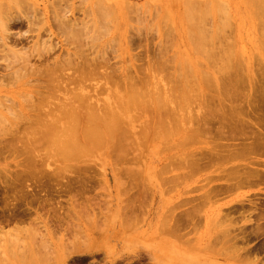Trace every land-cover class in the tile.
Returning a JSON list of instances; mask_svg holds the SVG:
<instances>
[{
  "label": "rangeland",
  "instance_id": "rangeland-1",
  "mask_svg": "<svg viewBox=\"0 0 264 264\" xmlns=\"http://www.w3.org/2000/svg\"><path fill=\"white\" fill-rule=\"evenodd\" d=\"M18 1L19 3L17 4H19L18 7H20V11L18 10L19 9L18 7L17 9H15V6L17 5L16 4V5H12L13 6L12 8H14L12 9V13L15 15L16 12L18 11L19 15L21 17L23 16L22 19L27 18L28 14H30L29 18L30 16L31 18H33L32 16L33 14H35L33 10L36 11L37 9L39 10L40 8L39 11L37 10L39 14H37L38 12H36L35 14L36 16L37 15L38 16L36 17L37 19L35 21L33 20L35 25V26L33 25V28L24 25L22 27L12 28L9 31V33L11 32V34L17 33L16 35L18 36H20L21 34L23 35L24 32L26 33L28 31L25 37L27 38V40L24 43L23 49L21 47H18L19 49L21 48L20 50L22 51L24 49L29 50L31 48L32 50L33 48H35V46L39 44L40 40H38L37 36L39 35L38 33H40V37H39V39H41L40 43H42V40L47 41V39L48 40L50 39L52 45L55 46L54 49L51 51L52 52L51 57H55L61 60L66 55H72V54L76 55V53L81 54V52H84L85 54H91L92 56L94 54L95 57L100 55L101 57H104V59L105 58L107 59V61L105 60V62L107 63L106 68L108 69L106 68L105 69L108 71L109 69H111L110 73H112V70H114L113 74L117 73V75H119V73H121V71L123 70L125 71L131 70V72L133 71L135 72L133 73V75L135 74L136 79L141 76L143 77L142 70L143 72L146 71L145 73L150 71L151 72L155 71L156 68L153 69L152 67L156 65V63L159 62V60L162 58L160 62H162L163 60H170L168 64L162 63L163 65L165 64V68L163 67V69L168 70V71L166 70L164 71L166 73L169 72L166 75L171 76V74L174 71L175 74L177 71L182 73L189 71L188 73H191L190 70H193L196 76L199 73H203V71L212 74L213 72H215L214 70L217 71L219 65L221 68V64L223 65L225 64L226 66L230 67L232 73L233 71L238 70V72L241 73L242 71V74H244L245 70L248 69L249 70V71L247 70L248 73L246 72L247 74L246 73L245 74L250 75L252 73V75L254 76L252 79L250 89L253 88L254 90L256 88L257 89L264 88V7L260 9L259 6L257 5L258 3L253 4L254 2L256 3L257 0L256 1L251 0L253 1V3L249 0L248 1L247 0L244 1L216 0L219 1V4L217 3V5L219 6L218 8H216L215 0H214L215 4H213L212 0H209L210 3L207 1L206 5L208 6H206V8L212 7L214 5L212 7L214 9L211 8L210 10L209 8L208 12L207 10L204 9L205 7L204 3L206 2L205 0L204 2L202 0L195 1V3H199L198 5H201L200 7L204 6L203 9L207 13L206 17L203 14L200 15L199 12L196 11L190 12L186 10L189 6H191L192 9L194 8L195 10L197 9L199 10L198 6L196 9L197 4L192 3L194 2V0L193 1L180 0L179 3H178L179 0H174V2H172L173 0H157V1L156 0H111L117 2L128 1V3L130 4L137 3V6L135 5V9L137 11L138 9L141 10L142 8L141 12H139L138 14H136V11L134 9L131 10V12L133 11V13L128 11V13L129 12L131 13V14L129 13V15L131 16H129L126 13V11L123 13H119L120 11H118L114 7L112 8L113 10L109 8L110 10L113 11V13L111 11V14H109L110 10L108 9L109 11L107 16L108 15L111 16L116 12L115 16L113 15V17H116L115 19L113 18L109 19L108 18L109 16L107 17L105 13H104L105 16H103L102 15L103 13L101 14L99 11H101L100 9H102L103 8L102 6L104 5L102 6L99 5V7H97L96 5L95 7H97L98 9L101 6V8L97 11L96 8L94 9L93 6L94 3L90 0H87L88 4L87 1L85 0L84 1L86 3L83 0H28V1L18 0ZM23 1L27 3L25 4ZM258 1H260L261 5L264 6V1L263 2L261 0ZM187 2L188 3L191 2L192 5L189 4L188 7L187 6L185 7ZM200 2H203L202 4L204 5L202 6ZM249 2L252 3L253 5L252 4L249 5L250 4ZM22 3H24L25 5H23ZM209 4H211V6ZM64 7H66V9ZM62 9L63 10L65 9L66 11L70 9L71 13L68 10V18L70 17L71 20L73 18L74 24L75 23L79 24V26L76 25L77 27L76 26L75 27L81 28V30L79 29L81 32H79V30L78 32L82 33V35L77 34L78 32L75 31V27H74L73 43L70 42L72 41L71 39L72 37L70 38L69 41V38H67L69 36L64 35L65 33L63 34L61 29L59 30L56 26V23H59V19H60V18L57 19V16L60 15L57 13L60 12L63 13V15L67 13L64 12L65 10L61 11ZM105 9L107 10V8ZM54 12L56 13L54 14ZM101 12H103V10ZM26 13L28 14L26 15ZM127 15L129 16L128 18ZM135 15H137V17ZM61 16L62 15L58 17ZM55 18L57 21L55 20ZM43 24L47 26L44 27ZM216 26L219 27L217 28ZM48 27H50V30L47 29ZM216 28L219 31L217 32V34L215 32L217 31L215 30ZM220 30L222 31L221 35H220ZM133 35H138V36H133ZM217 35H219V39H218L219 41L218 42L215 41V42L218 43V46H221L220 47L221 50L220 52H218L219 56L218 54L216 55L218 57L213 56L215 51H211L210 45L208 44L210 40L212 42V39L215 36H216L215 38H217L218 37ZM131 37L133 42L135 41V39L138 40L140 37L141 40L139 39V42L136 41L139 45H136L137 43L133 44L132 40L130 41ZM204 38L206 40H204ZM215 38L213 39V43H210L213 44V47L216 45L214 44L215 43L214 40H217ZM37 41L38 44H35L37 43ZM207 44L209 45V48ZM39 47L43 49V46L41 47L38 45V48L36 46L37 48L36 51L40 53ZM216 47L217 46H215V48ZM2 48L3 47H0L1 50L0 52H2L3 49L6 50L5 47L3 49ZM79 50L82 51L79 52ZM36 51H34L33 53L31 52L32 57L30 59L31 63L35 65L40 64L39 59L38 58L35 59L33 57V55L38 53ZM210 53L212 54L211 55L212 59L209 58ZM220 53L222 54V56H220L221 55ZM1 54H0L1 84L5 83L6 85L7 83L8 84H11L13 82L14 83L17 82V83L15 84V86L11 84L13 85V87L10 85L9 86L6 85L4 87V84H2L3 86L0 85V98L6 96L13 100L14 99L20 100V98L23 96H21V94L19 95V91L20 93L22 92V94L24 93L26 94L27 90H26V86H22V84L25 85L24 84L25 82L22 80L23 81L22 84L18 85V83L21 82V79L20 78L19 80L18 78L15 79V76H13L15 71L19 69L18 68L19 65L17 63H16L17 65L15 63H12V65L14 66L10 68L9 64H11V62L8 58L9 55L8 56L6 55V57H4L3 55H5L6 53H3L2 55ZM213 57L216 58L213 59ZM5 58L7 59L5 60ZM11 61L13 62L12 59ZM8 62H10L8 64L9 68H7L8 66L6 65ZM158 64L160 65V66L158 65V67H161V64L160 63ZM5 66H7L6 67L7 69L5 68ZM226 66H225L226 70H224L223 68V71H225V73L229 71V69H227ZM137 69L138 71L139 69H141L140 71L142 74L139 73L140 71L139 72L136 71ZM169 70L172 71V73ZM131 72L129 73L132 75ZM193 72L192 74H194ZM161 73L158 72V74H156V76H158L160 80H162L163 77L164 78L166 77V75L164 76V74L162 76ZM148 74L149 76L154 75L155 77V74H153V72L151 74L150 73ZM148 74H144V76L148 78ZM179 74L180 73H178V75ZM136 75H140V76L137 77ZM178 75L173 74L172 76L175 78ZM4 76H6L7 79H4L3 81ZM115 77L117 78L116 75ZM145 77H143V79ZM160 77H162V79ZM149 78L151 79L153 77H149ZM13 80H15L16 82ZM145 80L146 79H144V81ZM139 81L141 80L138 79L137 83ZM144 81L142 80L141 82H143L144 84H149V82L151 81L152 84L153 82L154 84L160 83L159 81L155 82L153 80L148 81V83H145L147 82V80L145 82ZM165 81L168 82L169 80H165ZM165 81L161 82V84L163 85L164 83L165 85L166 84ZM170 81L169 83H167V86L168 84H171ZM94 84L96 85V82L93 83L92 85ZM161 84H157V85L163 87ZM92 85L90 86L93 88L94 86ZM144 86L146 87L148 85H144ZM150 87H151V83H150ZM150 87L148 86L147 88L150 89ZM157 87L158 86L156 85H155L156 89L153 87L155 89V91H153L154 96L155 94H157L156 91L158 92ZM158 88L159 90L162 89L160 87ZM208 89L209 90L206 92L207 94L205 97V104L203 106V110L201 114L202 115L204 114L205 116H209V118L215 120L216 116L219 114L218 112L219 101H217L216 103V98L214 97L215 95L213 91L214 82L209 83ZM147 90L144 89L143 92L144 91L146 92ZM15 92L18 93L20 98ZM104 92L105 91L103 90L99 91L100 94H103ZM113 92H114V94H112L113 96L110 95V93L112 92H109L108 90L106 93L107 95H105V93L103 95H105L106 99L107 97L112 96L116 100L117 96L119 95L117 94L119 93L118 89H114ZM246 92H247V88H245L244 90L242 89L241 93L238 94L239 97L240 98L244 97V94ZM91 93H93V91H91ZM148 93H150V91H148ZM148 93L146 92L145 93L146 95L144 93L143 94L144 96H148L147 95ZM103 95H101V97ZM62 96H64V93ZM99 96L97 98H100ZM149 96L146 97L145 99L147 100ZM106 99H103L102 97L103 102H105ZM145 99L143 100L145 101ZM4 100L5 103L9 104V102H7L8 99L7 100L4 99ZM102 100L100 101L101 104L103 103ZM113 100L111 102H115V100L114 101ZM148 100H152V99H148ZM148 100L146 101V104ZM13 103H15V101ZM148 104L152 105L150 107H152L153 109L156 107L154 106L155 105L154 101H152V104H150L149 101ZM162 112L163 111H161V113ZM139 116L140 119L139 121H137V124L135 125L136 128L135 131H136V136L140 137L139 129L144 121L147 120L148 122V118L150 117L148 114H143L142 116L141 115ZM11 117L12 116H10V120H9L10 122L8 123L3 122L4 124H6V126L5 125L3 126L0 125V126L6 129L7 124L11 125V122H13L14 119L13 117H12L13 119ZM143 125L145 126V123ZM2 127L0 128L1 130ZM33 128H35L34 125L32 129ZM46 128L49 127L46 126ZM3 130L0 132L1 136L3 135L2 134ZM43 130L45 131L46 129L43 128ZM143 130L142 132H144ZM152 131L153 130L149 131L151 132L149 134L150 139H152L150 136L153 133ZM34 133H38V131H35ZM6 134H8V132ZM47 134L49 133H46V135ZM145 134L147 135L148 133H144V135ZM34 135L37 136V134ZM170 135L169 137L168 135H166L165 137L170 138L171 137ZM174 136L171 137L170 139L167 138L168 142L169 140L173 141V142L170 141L171 144L169 143L170 144L169 146L166 145L168 144V142L167 140H165V138L162 139L164 140V142L161 140L163 144L158 147H162L163 149L158 148V150H156L158 144L157 142L159 140H156V144L154 143L155 141L154 142L151 141V143L154 144L150 143L152 146L148 148L150 144L149 145L147 144L150 142V140L147 137H146L147 144L145 145V147L147 146L146 148L144 147L141 148L140 147L141 145L140 146L138 145L139 146V150H138V148H135L133 145V148L137 150L136 153L138 154V151H140L141 153V155L138 154L140 155L139 159L143 155L142 158L139 160L140 162L139 161L137 162L139 164H134L132 162L128 164L127 162L116 161L114 160L115 159L113 157L114 155L112 156L108 155L109 157L106 156L108 158L107 159L105 158V155H103L102 153H101L102 156H100V152H101L100 150L98 151L99 152L98 157L100 156L101 158L99 157L98 159L97 155H95L94 161H90V163L88 164L89 166H87V169L83 170L85 166H83V168L81 166L82 170H78L79 169L78 167L74 168L72 165L69 166L70 169H67L68 166L67 167L64 166V164L66 163L60 162L57 158L56 159L58 161L54 159L55 157H53V159L50 158L51 160H49L48 158L52 156L51 154H50L51 156L47 155L48 157L46 156V154L41 155L43 157L44 156L47 157L45 159L43 158L45 161L48 159L47 160L48 163L46 162L48 165L47 164L45 165V162H43L44 165L42 164L43 166H46L45 167L46 170L52 171L55 168L58 169L59 166H62L61 164H63V167H65L67 170L61 171L62 167L59 168L61 174L60 175L58 174L60 177L58 180H60V182H56L55 180L49 181L47 179H44V176H42L43 180H40V182L44 181L43 183L46 184V186H44L43 188L44 191L39 192L41 188L39 189V191H36L38 190L37 187L40 184V182H38L37 180L34 181L33 179H31V181L26 182L30 186L29 185H25V186H29V190H32V188H34L35 185L37 186V187L35 186L34 188L36 189L34 190L35 191L34 194H37V192L38 194L41 193L40 195L35 196V199L37 200H41V201L42 199L51 200L52 198H53L52 200H54V198H56L54 201L57 203L59 202L60 205L53 204V206L54 208L56 207L59 211L58 217L60 219L58 218V220L64 218L62 220V223L60 222L61 223L60 227L63 224L62 226L63 230L59 227L60 230H56L54 234L53 231H51L52 229H49L51 235L48 236V231L46 230V228L43 229L44 228L43 226H42L43 228H40L41 226L40 225L38 232L36 230L33 234V228L35 227L34 229H37L36 228L37 225H35L34 227L31 226L33 223L31 224L32 221L30 222V220H28L22 224L23 226L21 225L19 229L16 228L17 230L14 231L15 229L12 228V226L14 227V225H9L10 223L6 224L5 222V219L8 217L6 214H8V212L10 211L7 210L6 212V210H4L6 208L4 205L8 201L10 202V200H11L10 203L12 205L13 204L17 205L18 204L17 202H19L17 200L15 201L17 197V192L15 190H12L13 189L12 187L11 190L13 191V193L16 192V195L11 193L10 188L8 192L7 189H5V185L0 184V189L4 191V192H0V212L1 209H3L1 214L5 213L3 214L2 217L5 218L4 220L0 217V221L5 222L2 228L3 230L0 231V252L3 251L5 248H10L7 247L9 246V244L12 246V244L16 245V243L18 247L19 245L21 246L24 245L23 247L20 246L22 249L26 246L24 243L31 244L30 240L33 239L36 240V242H34L36 244L34 243L33 244L37 246V242L41 244L40 243L41 239L43 238L47 239L49 237L50 238L47 239L49 241L46 240L47 243L45 244L52 243L57 245L59 243L58 241L60 237H62L64 234H67L65 232V230L67 229L66 228L67 223L65 222L68 220L67 222L72 224L74 233L75 231L77 232V234L84 233V236L83 234L81 236H83L84 238L85 236L87 238L89 237L88 243L90 244L93 243L92 241H94L93 244L94 250L90 253H85V254L78 253L79 255L78 254H71L72 256L67 255V257H64V259L61 260V264H264V259L262 258L264 257L263 256L264 251L262 252L263 254L262 253L260 254L262 257L259 254L257 256V255H245L244 253L241 256L236 255L235 258L228 256H221L218 253V250L221 246L218 247L217 245L210 243L211 232H209L214 230L215 233L216 230L218 231L222 230L223 222L226 223V219L228 218L225 217L227 211L229 210L230 207L232 208L238 205L239 200L240 202L245 201L244 204L247 206H252V209L247 213L248 214L247 216L255 215L257 213L256 210L257 211L261 209L264 210V189L257 187L251 189L248 187L249 189L243 188L233 191L229 194L226 193L223 195L221 194L219 196H211L209 193H210V188L213 185L212 184L213 182L210 183V181L206 179V177L209 176L208 174H206L207 171L202 172L201 174H199L198 172V174L196 173L189 175L188 173H185V171L183 172L184 169H181L178 166L177 167L174 165L171 166V164L166 165L168 163L166 160L168 158L166 157H171L174 154L176 155V153L179 154L180 151V147L179 150H177L178 147L176 146L175 148L174 146H172V144H176L175 142H177L178 144L181 138H179V136H175L176 137L175 138ZM124 138H122V140L126 139ZM137 138L138 137H136L135 139L139 141L143 139V138L142 139H137ZM176 139L178 141H176ZM1 140H6V139L4 137ZM161 141H159V143ZM139 143L142 144V141L138 142V144ZM83 144L88 145L85 143ZM37 146H40V144ZM46 147H44V149H46V152L51 151L49 147L47 148ZM208 147L209 145L207 146V148ZM198 148L204 149L206 148V146L202 144H195L193 150H197ZM37 149H41V148L37 147ZM42 149L41 152H43L44 150ZM159 149H161L160 152L162 151L160 154H158ZM163 150L165 151L163 152ZM11 151L13 152V149ZM5 154L3 153V155ZM15 154L12 155L14 156ZM20 154L22 155L23 152ZM25 154L23 155L22 158L23 160L21 159L22 162L25 161L24 160ZM3 155L2 156L0 155L2 157V159L0 158V170H3L4 168H5L4 170L9 169L10 172L7 174L8 178H12V179L14 177L19 178L17 175L22 173L24 169L23 167L27 163V161L23 162V164L25 163L24 165L22 164L23 167L21 165V162H19L20 166L18 165V163L17 166H15L16 164L15 162H17V160L18 161L20 160L19 158H21V155L18 154L19 156L17 155L16 159H13V157H11L10 151L8 152V155H10L8 157L10 158L6 157L7 154L4 157ZM5 157L7 158V160L5 159ZM26 157L28 156L26 155ZM114 163H116V166ZM69 164L79 166L82 163L74 162ZM161 165L164 166L163 169L161 168ZM57 169L55 173L59 172V171L57 172ZM13 170L14 171L18 170V171L17 172L15 171L16 173L13 174L14 172ZM50 171H47V173L48 172L50 173ZM128 171L137 173V175L135 174L136 176L133 177V174L130 173L131 174L130 175L131 178H130L126 176L128 174L127 173ZM5 172H8V170H6ZM183 173L187 175H184ZM45 177L47 178V176ZM81 178H84L83 181H81ZM67 183H71L73 185L72 189L69 190L66 189ZM63 185L65 187H63ZM84 186L86 187V189L84 188V190H82ZM19 187L21 189V186H17V188ZM24 188L22 189L24 190ZM56 188L58 189L57 191ZM20 189H16V190L19 191ZM22 189L20 190L21 192H18V194L24 196L22 195L24 194L22 193L23 191ZM29 192L30 191H28V194L24 196L25 197L24 199L21 196H20L21 198L19 197L20 199H23L21 201L22 205L19 204V206L20 205L23 206L24 203L23 201L27 200L26 198L29 199V194L31 193ZM3 193H5V195L6 193H9L6 195L8 196V198ZM34 194L32 195L31 193L30 198L34 196ZM14 195L15 197H13ZM72 197L76 199L74 202L71 200ZM5 198H7L6 202H4ZM30 200H34V199L31 198ZM35 201L36 200H34V202ZM249 201L252 202L250 203ZM11 204L9 205L10 207H12ZM25 205L26 203L24 204V206ZM24 206L21 207L20 209L24 208ZM38 206L39 205L37 201L32 206L31 205L29 206L31 207L32 210V217L35 216L36 214H39L43 217H53L54 215L53 210H50L52 209L51 204H47L44 208H40ZM193 206H198V207L194 208L195 210L194 211L195 213L193 215L194 218L190 226L185 227L181 231L171 232L172 231L171 229L177 225V224L175 225L176 221L180 220L181 217H183V214H186L183 212L185 211L187 212L188 210L190 211V209H193L192 208ZM128 207L130 208V211H127L129 209ZM237 215L239 214H236V216ZM165 217H167L166 218V220L168 219L167 221L165 220ZM53 218L54 220H56L55 217ZM96 221L97 223H95ZM1 223L3 224V222H0V226L2 225ZM29 224H31L30 227ZM226 224H224V226ZM244 224L245 223L240 222L239 225L242 226ZM28 227L30 228V230H32V232L31 231L28 232ZM31 227L33 228L31 229ZM30 232L33 234V236L28 237L30 235ZM5 233L7 234L5 235ZM67 236L65 235V239L67 238ZM81 236H79L80 239L78 238V242L80 241L82 242V240H84L83 237L81 240ZM31 237L33 238L30 239ZM27 238H29L28 240L30 242L29 241L27 242ZM69 238L70 236H68V239ZM92 238L93 240H91ZM68 239H66L67 243L70 241V240L68 241ZM260 240L261 239L257 241L253 240L254 242L252 241L253 243L252 242L248 243L247 246L251 244L250 245L251 247L252 246L255 247V245L257 246L259 244ZM17 245L15 247L13 246V248H15L16 250H13V248L10 249H12L13 252L19 250L20 248H17ZM42 246H43V242H42ZM40 249H42V247ZM4 251L1 252L0 254L1 256L3 255V253L6 252H7L6 254H8V251L6 252ZM9 252L11 253L10 250ZM58 253L59 255H61L62 252H58ZM58 253H56V257L58 256ZM62 255H65L64 252ZM49 257L54 258L55 255L53 256L50 254Z\"/></svg>",
  "mask_w": 264,
  "mask_h": 264
},
{
  "label": "bare ground",
  "instance_id": "bare-ground-1",
  "mask_svg": "<svg viewBox=\"0 0 264 264\" xmlns=\"http://www.w3.org/2000/svg\"><path fill=\"white\" fill-rule=\"evenodd\" d=\"M25 1H28V0H25ZM25 1L23 2L25 3ZM90 1L94 3L93 5L94 9L96 8L97 11L101 8L102 5H104L102 6L103 8L100 9L101 11L103 10V12L99 11L101 14L103 13L102 14L103 16H105L104 13L107 16L108 11L110 10L109 8L112 9L113 7L117 9L118 11H120L119 13H123L126 11L128 15L132 9L136 11V14H138L142 10V8L140 7L141 10L138 9L137 11L135 9V5L137 6V3L131 2L134 4V7H133V4L128 3V1L127 2L126 1L117 2V1H111V0H90ZM195 1H200V0H194V2H192L194 4H197L196 9L198 6L199 10L198 9L195 10L194 8L192 9L191 6H189L190 7L189 8L188 5L189 4L192 5L191 2L190 3L187 2L188 4L186 3L185 7L186 6L188 7L186 10L190 12H195V11L199 12L200 15L203 14L205 17L207 16V13L206 11H204V9L207 10L208 12L209 8L211 10V8L214 6L213 5L212 7H207L208 8L207 9L206 6L208 5H206V3L207 1L210 3V1L205 0L206 2L204 3L205 4L204 5L202 4L204 0H202L203 2H200V4H202V6L203 5L205 6V7L203 6L204 7L203 9V7H200L201 5H198L199 3H195ZM212 1H213V4H215L214 2L216 0L215 1L212 0ZM261 1L263 2L264 0H261ZM172 2H174V0ZM179 2L180 0L178 1V3ZM251 2L253 3V1ZM17 3H19L18 0H0V20H1L0 21L1 22L0 23V45L3 44L0 47H3V48L5 47L6 49L4 50L2 48L3 49L2 52L6 53L5 55H3L4 57H6V55L7 56L9 55L8 58L11 64H9L10 62H8L6 64L7 66L9 64L10 68L13 67L14 65H12V63H15V64L17 63L19 65L18 67L19 69H17L18 71L16 70L13 76H15V79L17 78L18 80L19 78L21 79V82L19 81L20 83H18V85L22 84L23 81L25 82L24 83L25 85L22 84V86H26L27 91H26V94L24 93L25 96L24 94H22V92L20 93L19 91V95L21 94V96H23L24 99L23 97L20 98L18 93L15 92L17 93L21 101L15 100V99L13 100L6 96L0 98V102L1 101L4 102V103L2 102L0 103V121H1L0 125L6 126V124L4 123L10 122L9 121L10 116L14 118L13 119L11 117L13 119V122H11V125L7 124L6 129L0 126V128L2 127V130L5 129L2 132L3 135H5L8 132V134H6L5 136L2 135L3 137L0 135L1 139H3L4 137L6 139V140L0 139V155L2 156L3 153L4 154L6 153L7 154V155L5 154L6 157L11 155L13 159H16L17 155L18 154L21 155L20 153L23 152V154L21 155V158L19 159L21 160L23 158V155L26 153L24 156L25 161L23 162L27 161V163L26 164L24 163L25 164L24 165L22 162L23 159L21 161L17 160V162H15L16 163L15 166H17V163L19 165L20 164L19 162H21V165L22 164L24 165V167L22 165V167L24 168L23 171L19 170V171H22V173H20L19 175L16 174L19 178H15V177L13 179L8 178L7 174L10 172L9 169H6L8 170V172H5L6 171L4 170L5 168L3 170H0V184H4L5 189H7V191L9 190V188L11 190V187H12L13 188L12 190H15L17 192V197L19 198L21 195L18 194V192H21L20 190L25 187L24 190L22 189L23 190L22 193H24L22 195L26 196L28 194V191H30L33 195L35 192L34 190H36L34 189L36 185L34 186V188H32V190H29L30 185L26 182L31 181V179H33L34 181L37 180L38 182H40V180H43L42 176H44V179H47L49 181L55 180L56 182H60V180L58 179L60 178L59 175L61 174L60 173L61 171H66L67 169H70L69 168L70 165H72L74 168L78 167L79 168L78 170H82L83 166H85L83 168V170H85L87 169V166H89L88 164L90 163V161H94L95 155H97V158L99 159V157L102 156L101 153L105 155V158H107L106 156L108 155L109 156L114 155L113 157L115 158L114 160L116 161L127 162L128 164H130V162L134 164H139L137 162L142 158L143 155L139 159V156L141 155V153L140 151H138V154H140L138 155L136 153L137 150L135 148H138L139 150L140 145H141L140 146L141 148L142 147L146 148L147 146L145 147V145L147 144V138L150 140V142L147 144L149 145L151 141L153 142L155 141L154 143L156 144V140L161 141L163 138H165V140H167L168 142V139H170L174 135L179 136L181 140L180 142H178V144L177 142H175L176 144H172V146H174L175 148L177 146L178 147L177 150H179V147H180V151H179V154L176 153V155L174 154L171 157H166L168 158L166 159L168 162L166 165L171 164V166L172 165L176 167L178 166L181 169H184L183 172L185 171V173H188L189 175L196 174V173L198 174V172L199 174H201L202 172L207 171L206 174H208L209 176H207L206 179L209 180L210 183L213 182L212 183L213 185L211 186L210 193H209L211 196H219L221 194L223 195L226 193L229 194L233 191L243 189V188H248V187L251 189L254 187L264 189V90H263L264 88H261L262 87L261 86L260 87L261 89H257V88L254 90L253 88L250 89L252 79L254 76L252 75V73L250 75H246L249 71L248 69H246L245 72L243 71L244 74H242V71L241 73L238 72V70H235L232 73V70H230L229 66H226L225 64L224 65L221 64L222 69L220 68V65H219L218 67L221 70L218 68L217 71L214 70L215 72H213L212 74L206 73L205 71H203V73H199L196 76L193 70H190L191 73H188L189 71H187L185 73H188V74H185L182 72H178L175 69L180 74L178 75L177 72L175 74L174 73L175 71L172 73V71L169 70L172 73L170 76V75H166L169 72L166 73L164 71L166 70V69H163V67L165 68V64L164 65L162 64V63L168 64L170 60H163L164 62L163 61L160 62V60L162 59L161 58L159 62L156 63L157 66L154 65L156 67L154 66L152 67L153 69L156 68L155 71H152L153 74H155V77L154 75L149 76L148 73L151 74L152 73L151 71L145 73L146 71L143 72L142 70V73H143L142 74L140 71L141 69H139L140 72L138 71V69L136 70L139 73H141L143 77H145L144 74H148V78L147 77L144 78L147 80V82H145L146 80L144 81L142 76H141L142 79L141 77L136 79L135 74L133 75V73L135 72L134 71L131 72V70L130 71L126 70L127 72L123 70L121 71V73H119V75H117V73L113 74L114 70H112V73H110L111 69H109V71L106 70L108 69L106 68L107 63L105 62V60L107 61V59L106 58L104 59V57H101L100 55L95 57L94 54L92 56L91 54H85L84 52H81V54L76 53V55L75 54L66 55L61 60L55 57H51V53H52L51 51L54 49L55 46L52 45V42L50 41V39L49 40L47 39V41L42 40V43H40L41 41V39H39L40 33H38L39 35L37 36L38 40H40L39 44H38V41L37 43H35L41 47L43 46V49L39 47L40 53L36 51L38 48V45H36L37 48L34 45L36 49L35 48L33 49L35 50L33 49L31 50L30 48L29 50L24 49L22 51L20 49L21 48L23 49L24 47V43L27 40V38L25 37L28 31L26 33L24 32L25 34L23 33V35L21 34L20 36L16 35L17 33L11 34V32L9 33V31L12 28L22 27L24 25H27L33 28L34 21L37 19L36 17L38 16V15L36 16L35 14L36 12L40 10V8L39 10L37 9L38 11L33 10V12H35V14H33L32 16L33 18H31V16L29 18L30 14L26 13V15L28 14L27 15L28 17L25 16L27 18L22 19L23 16L21 17L18 11L16 12L15 15L12 13V9H14L12 8L13 7L12 5H16ZM24 3L22 4L25 5L27 2L25 4ZM217 3L219 4V1H216V4H215L216 8L219 7ZM252 3H250L249 5H251ZM87 4H88V1H87ZM253 4H257L260 9L264 7L263 5H261V2L258 0L256 3L254 2ZM18 5L19 4L15 6V9H17ZM96 5L97 7H99V5L101 6L98 9L97 7H95ZM209 5L211 6V4ZM18 8H19L18 10L20 11V7ZM64 8L66 9V7ZM105 8H107V10ZM64 10L62 9L61 11H64ZM68 10L70 12V9ZM68 10L64 11V12H67L65 15H63V13H60V12L57 13L62 16L58 17L60 15L58 16L56 15L57 19L60 18L59 23H56V26L59 30L61 29L63 34L65 33L64 35L69 36L67 37L69 38V41H70V38L72 37L71 38L72 41L70 42L73 43L74 42L73 40L74 27L76 25L79 26V24L78 23L74 24L73 18L72 20L70 19V17L68 18ZM112 10L109 11V14H111ZM128 11L130 12L128 13ZM203 12H205L206 14ZM55 13L56 12H54V14ZM131 13H133V11ZM37 14H39V12ZM115 14H112L111 16L108 15L109 17L108 16L107 17L109 19H112V18L115 19L116 17H113V15L115 16ZM128 15H127V18L131 16V15L129 16ZM135 16L137 17V15ZM43 26L45 27L47 25L43 24ZM76 27H75L76 32H78L79 29L81 30V28L79 27L76 28ZM216 27L218 28L219 26H216ZM217 28L215 30H217ZM47 29L50 30V27H48ZM80 30L79 32H81ZM79 32L77 34L82 35V33H79ZM215 32L217 34V32L219 31L217 30ZM221 34H222V31L220 30V35ZM133 36H138V35H133ZM217 36H218L217 38H215L216 36L214 37L215 39H217V40H214V42L219 41L218 40L219 35ZM139 39L138 40L135 39L134 41L135 43H134L131 37L130 41L132 40L133 44H136L137 42H139ZM213 39H212V42L209 39L210 42L209 43L207 42V43L210 45L211 51H215L213 56H216L218 52H220L221 46H218V43L215 42L214 44H216L215 46L217 47L216 48L215 46L213 47V44H210V43H213ZM204 40L206 39L204 38ZM136 45H139V44L137 43ZM209 45H208V48H209ZM211 45H212V48H211ZM18 47H21V48L19 49ZM34 51L38 53L33 55V57L35 59L38 58L40 64L35 65V64H32L30 61L32 57V53ZM80 51L82 50H79V52ZM2 52H0V54ZM211 55L212 54L210 53L209 58L212 57ZM220 56H222V54ZM97 57L98 58L101 57V58L98 59ZM216 57H213V59ZM6 59L7 58H5V60ZM11 59L13 60V62L11 61ZM158 63L161 64L162 69L161 67H158L159 65ZM7 66H5V68ZM9 66L7 68H9ZM225 66L227 69H229V71L227 70L228 71L227 73L223 71V68L224 70H226ZM157 69H160V70H157ZM157 71L160 73L162 72L161 73L162 76L164 74V76L166 75L167 78L163 77L164 79L163 80L162 77H160L162 79L160 80L159 77L156 76V74H158ZM129 72H131L132 75ZM192 72L194 74H192ZM173 74L178 75V76L174 78L172 76ZM115 75L117 76V78L115 77ZM140 75H136V76L138 77ZM149 77H153V78L150 79ZM155 78L159 80H156ZM4 79H7L6 76L3 77V81ZM138 79H140L141 81L143 80L145 83H148V81H151V80L153 81L156 80L157 82L159 81L160 83L154 84L153 82L152 84V81L149 82V84H144L141 81L137 83ZM165 80H169V81L171 80L170 81L171 84H168L167 86V83H169V81L167 82ZM164 81L166 83L165 85L167 88L165 87L164 83L163 85L161 84V82H164ZM92 82L93 83L96 82V85L95 84L92 85L93 84ZM210 82H214V90H213L215 93L214 97L216 98V103L217 101H219L218 102L219 114L216 116L215 120L212 118H209V116H205L204 114L203 115L201 114L203 110V106L205 104V97L207 94L206 92L209 90L208 85ZM16 83L13 82L11 84L15 86ZM150 83H151V87H150ZM2 84H4V87L6 85L8 86L10 85L13 87V85L8 84V83L6 85L5 83H2ZM2 84L0 82L1 86H3ZM157 84H161L163 87ZM90 85L94 87L92 88ZM144 85H148L150 89L147 88L148 86L145 87ZM155 85L162 89L159 90V88L157 87L158 92L156 91L157 94H155L154 96L153 91H155L156 89ZM245 88H247V92L244 94V97L240 98L238 94H240L241 90L242 89L244 90ZM114 89H118V92H119L117 93L119 95L117 96L116 100L112 97L113 96L112 94H114L113 92ZM144 89L145 90L148 89L146 91L147 93L148 91H150V93H148L147 95L148 96L150 95L148 99H152V100L147 99L148 100L147 104H146L147 100L145 98L148 96H144V94L146 93L145 91L143 92ZM102 90L105 91L104 92L105 95H107L106 94L107 90L109 92H112L110 93V95L112 96L110 97L108 94L109 97H107L106 99L105 95H103L104 93L103 94L99 93V91H102ZM91 91H93V93H91ZM63 93H64V96H62ZM59 95L62 96L63 98L60 97ZM96 95L98 96L100 95L99 96L100 98H97L98 96ZM101 95H103L102 96L103 99H106L105 102H103ZM153 96L155 100L153 99ZM3 98L6 100L8 99L7 102H9V104L5 103V100ZM111 98L112 100L114 99L115 102H111L112 101ZM143 99H145V101ZM101 100L103 102L102 104L100 103ZM14 101L15 103H13ZM149 101H150V104H152V101H154L155 102L154 106H156L158 109L156 107L154 109L150 107L152 105L148 104ZM148 108L151 110H149ZM161 111L163 112L161 113ZM135 114L136 115L138 114V115L136 116ZM143 114H148L150 118H148V122L146 119H145L146 121L143 122V124L145 123V126L143 124L141 125L139 129L140 131V137H139V136H136L135 125L137 124V121H139L140 119L139 115L142 116ZM33 125L35 126L36 129L35 128L32 129ZM46 126L49 128H46ZM41 127H43L46 130L44 131L43 128ZM141 128L142 130L144 129L143 130L144 132H142ZM34 129L35 131H38V133H34L35 132ZM150 130H153L152 135H150L152 139L149 138V134L151 133L149 132ZM30 133L33 135L37 134V136L36 135L33 136ZM46 133H49V134L46 135ZM144 133H148L147 134L148 136L146 134L144 135ZM166 135H168V137L170 135L171 137L170 138L167 137L168 138L167 139L165 137ZM136 137H138L137 139L143 138L141 140L142 144L141 143L138 144V142H141V141L136 140L135 139ZM122 138H124L125 140H122ZM159 141L157 142L159 145L157 144L156 150H158V148H162L158 146L162 145L164 142V140H162L163 142L161 141L160 143ZM170 141L171 140H169L168 144H166L167 146H169L171 142H173V141L171 142ZM176 141L178 140L176 139ZM83 143L88 144V145H84ZM154 143H151V144H154ZM39 144L40 146H37ZM151 144L148 146V148L152 146ZM195 144H202L206 146V148L204 149L198 148L199 150L198 149L193 150V147ZM133 145L135 148H133ZM208 145L209 147L207 148ZM43 146L49 147L51 151L46 152V149H44ZM37 147L41 149L43 147L44 149V150L42 149L43 152H41V149H37ZM10 149L11 150L13 149L14 153ZM100 150H101L100 156L98 157L99 155L98 151ZM160 150L161 149H159L158 154L162 152V151L160 152ZM9 151H10V155H8ZM164 151L165 150H163V152ZM11 152L12 154H15V153L16 154L18 153V154L17 155L15 154L16 155L15 157V155L13 156ZM44 154H46V156L47 155L49 156L51 154L52 156L50 155L51 157L48 158L49 160H51L50 158L53 159V157H55L54 158L55 160L58 159L60 162L66 163L64 164V166L65 167L68 166V168L66 169L65 167H63V164H61L62 166H59V168L62 167L61 171H59V168L58 169L55 168L52 171L46 170L45 168L46 166H43L44 165L43 162H45V165L48 163L47 162L48 159L46 161L44 160L48 156L47 157L41 156ZM5 155H3V157ZM26 155L28 157H26ZM1 156L0 158L2 159ZM6 157L5 159L7 160ZM74 162H77V163L79 162V163H82L83 165L80 164L79 166H75L73 164H69V163H74ZM114 164L116 166V163ZM164 166L161 165V168L163 169ZM56 169H57V172L59 171L58 173H55ZM62 169H65V170H62ZM15 171L17 172L18 170H15ZM15 171L13 172V174L16 173ZM44 171L46 173L47 171H50V173L48 172L46 175ZM127 173L128 174L126 176L130 178H131L130 176L131 174H133V177L137 175V173H133L129 171ZM185 173L183 174L187 175ZM45 176H47V178ZM83 179L84 178H81V181H83ZM43 182L44 181L40 182L38 187L36 186L38 188V190L36 191H39L40 188L42 190L40 189L39 192L44 191L43 188L44 186H46V184H44ZM25 185H29V186H25ZM57 185H60V184H57ZM17 186H21V189L20 187L17 188ZM72 186L73 185L71 183H67L66 189L68 190L72 189ZM63 187L65 186L63 185ZM84 188L86 189V187L84 186L82 190H84ZM16 189H20V190L18 191ZM12 190H11V193H13ZM57 190L58 189L56 188V191ZM0 192H4V191L0 189ZM16 192L13 194L16 195ZM31 193L29 194V199L26 198L27 200H25L28 203L25 201H23L24 203L22 202L23 206L26 203L25 205L26 207L24 206V208L22 209H20L21 207H23L21 206L22 205L21 201L25 198L24 196H21L23 199H20L21 198L20 197L19 200L17 197L16 199L14 198L15 201L17 200L20 202V203L17 202L18 206L19 204H21L20 205L21 207L20 206L18 207L16 204L12 205L10 203L11 200L10 202L9 201L6 202L7 201L6 199L8 198V196L6 195L9 193H6V195L5 193H3L7 197L5 198L4 202L6 203L4 206L6 208L9 207L8 209L4 207L5 208L4 210H6V212L7 210L10 212H8L9 215L6 214L8 217L5 219V218H2L3 214L5 213L1 214V212L3 211V209H1L0 217L3 220L5 219L6 224L10 223L9 225H14V227L12 226V228L15 229L14 231L19 229V227L24 222L30 220V222L32 221L31 224L32 223L33 224L32 225L29 224V227L30 225L33 227L37 225L36 226L37 229H34L35 227L34 228L31 227V229L33 228V234L36 230L38 232L40 225H41L40 228H43V227H44L43 229L46 228V230L48 231V236L51 235V232L49 229H52L51 231H53V233L55 234L56 230H60V228L62 229L63 224L61 227L60 225L64 218L61 220H58L59 211L56 207L54 208L53 204L60 205V203L59 202L57 203L54 201L56 198H54V200H52L53 198L51 200H48V199H44V200L42 199V201L37 200L35 199V196L41 194V193L38 194L37 192V194H34V196H32L31 198L38 202V205H39L38 207L40 208H44L47 204H51L52 209L50 210H53V213H54L53 217H55L56 220H54L53 217H43L39 214H36L35 216L32 217V210H31V207L29 206L30 205L32 206L36 201L34 202V200H30ZM15 195L13 197H15ZM71 200L74 202L76 199L72 197ZM238 202L240 204L238 203V205L232 208L230 207L229 210L227 211L225 215V217H228L226 219L227 224L223 222L222 230H219V231L216 230L215 233H214V230L212 229H211L212 231H209L211 232L210 243L217 245L218 247L221 246L218 250V253L221 256H228V257L235 258L236 255L241 256L243 253L245 255H257L258 256V254L260 255L264 251V210L263 209L259 211L256 210L257 213L255 215L247 216L248 215L247 213L252 209V206L245 205L244 204L245 201L240 202L239 200ZM249 202L251 203L252 201H249ZM10 204L12 205V207L9 206ZM198 206H193L192 207L193 209H190V211L188 210L187 212L186 211L183 212L186 214H183V217H181L180 220L176 221L175 225L176 224L177 225L171 229L172 230L171 232L181 231L185 227L190 226L194 218L193 216L195 213L194 208H197ZM16 207H18L19 209ZM127 211H130V208ZM236 214H239V215L236 216ZM166 218L167 217H165V220ZM67 221L65 222L67 223L66 225L67 229L64 228L67 230V231L65 230L67 234H64L62 237H60V239L58 238L59 243L57 245L52 244V243L45 244L47 243V241H49L47 240L50 238L49 237L47 239L43 238L44 241L43 239H41L40 240L41 244L37 242V246H35L34 244L36 243L34 242H36V240L33 239V240H30L31 244L34 243L33 245H31L30 243H27L28 245L24 243L26 246L22 249L21 247H23L24 245L22 246L19 245L18 247L16 243L17 248H20V249L13 252L12 249L10 248H13V246L15 247L16 245L12 244L11 246L9 244V246L7 247H10V248H5L6 249V250L4 249L5 251L3 250L4 252L8 251V254H6L7 253L6 252V253H3L2 256L0 255L1 256L0 264H61V260L64 259V257H67V255L78 254V253L85 254V253L92 252L94 250L93 248L94 241H92L93 243H91L92 244L91 245L90 243H88L89 237L88 238L86 236L85 238L83 237L84 233H82L83 236H81L82 234H79V233L77 234L76 231L74 233L72 224ZM0 222H3V224L1 223L2 225L0 226V231H2L3 230L2 228L5 222L4 221H0ZM240 222H243L245 224L240 226L239 225ZM95 223H97V221ZM224 224L226 225L224 226ZM29 227H28V232L29 231L32 232V230H30ZM31 232L28 237L33 236ZM6 234L7 233H5V235ZM65 235L70 236L69 239H68V236L66 238L68 239V241L70 240L68 243L66 242ZM78 235L81 236V240H82V237L84 239L82 240V242L80 241L81 243L78 242V238L80 239ZM32 238L33 237H31L30 239ZM28 239L29 238H27V242L29 241ZM259 239L261 240L257 246L255 245V247L253 246L251 247L250 246L251 244L249 245L250 248L249 246H247L248 243H251L253 240L257 241ZM91 240H93V238ZM41 241L43 242V246H42ZM41 247L43 250L40 249ZM9 250L11 251V253L9 252ZM13 250H16V249L13 248ZM58 252H62L61 255H59ZM63 252L65 255H62ZM56 253H58L57 257H56ZM50 254L53 256L55 255L56 258L49 257ZM262 258L264 259V257Z\"/></svg>",
  "mask_w": 264,
  "mask_h": 264
}]
</instances>
